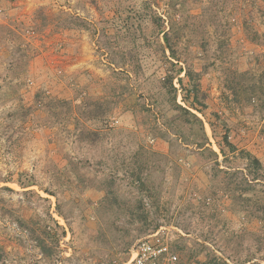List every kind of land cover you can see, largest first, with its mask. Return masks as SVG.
Returning a JSON list of instances; mask_svg holds the SVG:
<instances>
[{"label": "rangeland", "instance_id": "374dc122", "mask_svg": "<svg viewBox=\"0 0 264 264\" xmlns=\"http://www.w3.org/2000/svg\"><path fill=\"white\" fill-rule=\"evenodd\" d=\"M145 1L0 0V264H127L161 225L180 264H264V0ZM168 59L259 168L191 143Z\"/></svg>", "mask_w": 264, "mask_h": 264}, {"label": "trees", "instance_id": "16d2710c", "mask_svg": "<svg viewBox=\"0 0 264 264\" xmlns=\"http://www.w3.org/2000/svg\"><path fill=\"white\" fill-rule=\"evenodd\" d=\"M144 4L147 2L142 0ZM153 22L157 26L160 33H162V39L164 41V48L169 51V55L171 58L176 57L174 48L170 42L169 37V30H166L164 27V19L160 15L153 16ZM168 55V56H169ZM168 64L171 66V69H167L164 75V86L168 88L169 94H171L170 104L172 105L173 112H174V119H177L181 124L191 125L195 123L197 125V129L191 137V143H193L196 148L208 151L210 155L214 156V159L218 158V155L221 154L224 158L227 155V152L235 153L238 152L242 157L247 159L252 165L256 168L261 166L259 160L254 157L250 152L238 149L237 146L228 139V135L221 134L219 138L213 136L215 139V144L218 149V152L213 150L211 147V143L207 134L205 133L203 127L202 119L197 116L191 109H194L202 114H204L205 109L207 108V104L204 102V96L202 95L200 88H199V74L196 72L191 71L189 68H183L179 61L176 62L167 60ZM184 72V76H180V74ZM184 78L187 79L184 82ZM176 79L177 83L179 84L181 90V101L184 105L176 102V92L177 87L174 86L173 80ZM264 94V91H263ZM217 115V114H216ZM192 126V125H191ZM191 130V127L189 128ZM175 134L179 133L175 132ZM143 167V166H142ZM141 167H139L140 170ZM139 170L136 172L135 178L138 182H141V177L139 176ZM256 179V178H254ZM136 208H142L144 203L141 199H137L136 201ZM137 220L143 221L146 219V215L141 212L133 213ZM132 216V214H131ZM156 228V225L153 229ZM42 252L47 254L45 247L39 244ZM0 258H1V248H0Z\"/></svg>", "mask_w": 264, "mask_h": 264}, {"label": "built area", "instance_id": "2783aa9c", "mask_svg": "<svg viewBox=\"0 0 264 264\" xmlns=\"http://www.w3.org/2000/svg\"><path fill=\"white\" fill-rule=\"evenodd\" d=\"M178 236L186 234L176 226H158L152 234L137 239L131 245L127 264H155L159 260L180 264L178 255L169 251V243Z\"/></svg>", "mask_w": 264, "mask_h": 264}, {"label": "crops", "instance_id": "0c3cea01", "mask_svg": "<svg viewBox=\"0 0 264 264\" xmlns=\"http://www.w3.org/2000/svg\"><path fill=\"white\" fill-rule=\"evenodd\" d=\"M244 147H247V145H245ZM248 148V147H247Z\"/></svg>", "mask_w": 264, "mask_h": 264}]
</instances>
